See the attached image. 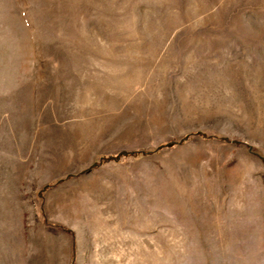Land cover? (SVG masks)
<instances>
[{
    "label": "rangeland",
    "instance_id": "obj_1",
    "mask_svg": "<svg viewBox=\"0 0 264 264\" xmlns=\"http://www.w3.org/2000/svg\"><path fill=\"white\" fill-rule=\"evenodd\" d=\"M0 264H264V0H0Z\"/></svg>",
    "mask_w": 264,
    "mask_h": 264
}]
</instances>
